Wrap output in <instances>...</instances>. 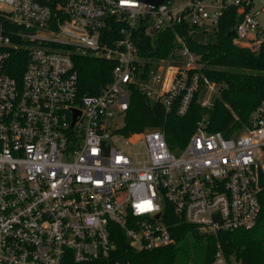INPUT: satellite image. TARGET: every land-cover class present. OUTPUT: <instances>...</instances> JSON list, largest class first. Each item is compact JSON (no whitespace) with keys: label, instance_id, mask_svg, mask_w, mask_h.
Segmentation results:
<instances>
[{"label":"built area","instance_id":"built-area-1","mask_svg":"<svg viewBox=\"0 0 264 264\" xmlns=\"http://www.w3.org/2000/svg\"><path fill=\"white\" fill-rule=\"evenodd\" d=\"M0 11V264H131L117 258L119 233L151 251L174 244L183 221L215 236L256 226L264 99L244 130L226 136L204 119L180 151L160 129L121 133L115 118L133 88L167 114L186 115L196 96L210 107L189 41L218 35L235 11L234 42L257 51L264 0H0ZM72 51L113 63L99 94L80 93ZM208 264L234 262L218 242Z\"/></svg>","mask_w":264,"mask_h":264},{"label":"trees","instance_id":"trees-1","mask_svg":"<svg viewBox=\"0 0 264 264\" xmlns=\"http://www.w3.org/2000/svg\"><path fill=\"white\" fill-rule=\"evenodd\" d=\"M235 15V11H231L222 19L217 42L202 44L194 39L189 41L190 48L201 57L202 73L223 85L214 104L202 106L196 96L186 115L167 114L160 103L151 101L141 90L133 88L121 133L130 135L146 129H160L170 148L180 151L201 120L206 119L210 131H221L226 136L249 126L254 109L264 99V42L257 51L237 45L234 37L228 34L235 26ZM8 22L6 15L0 11V26ZM172 34L173 31H170L171 37ZM162 43L164 47L157 54L167 56L172 39L168 37ZM72 57L82 95L99 94L112 80V62L75 51H72ZM12 60L8 70L20 75L25 66L21 62L22 57L14 54ZM260 202L259 220L249 230L224 231L215 236L183 221L175 226L174 244L151 251L133 249L124 234L119 233L117 258L128 260L131 264H208L214 259L217 243L220 242L226 256L236 264H264V177L261 180Z\"/></svg>","mask_w":264,"mask_h":264},{"label":"rangeland","instance_id":"rangeland-1","mask_svg":"<svg viewBox=\"0 0 264 264\" xmlns=\"http://www.w3.org/2000/svg\"><path fill=\"white\" fill-rule=\"evenodd\" d=\"M259 20L261 25L264 29V11L259 16ZM196 38L199 43L208 44V43H215L218 41V35L216 33L204 32L203 30L196 32ZM176 65H185L186 58L178 59L174 62ZM223 85L221 83L212 81L210 84H206L201 91V94L204 98H207L210 103L214 104V101L220 96V88ZM115 121L118 126H124L125 119L123 116H117ZM234 264H236L234 262Z\"/></svg>","mask_w":264,"mask_h":264},{"label":"water","instance_id":"water-1","mask_svg":"<svg viewBox=\"0 0 264 264\" xmlns=\"http://www.w3.org/2000/svg\"><path fill=\"white\" fill-rule=\"evenodd\" d=\"M142 1L157 5L160 2H162L163 0H142ZM228 34L230 36H234L235 35V30L234 29L230 30Z\"/></svg>","mask_w":264,"mask_h":264}]
</instances>
